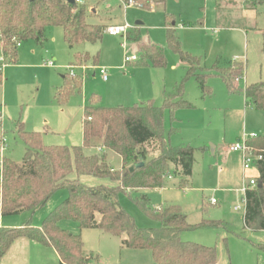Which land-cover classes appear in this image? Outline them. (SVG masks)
<instances>
[{
  "label": "rangeland",
  "instance_id": "rangeland-1",
  "mask_svg": "<svg viewBox=\"0 0 264 264\" xmlns=\"http://www.w3.org/2000/svg\"><path fill=\"white\" fill-rule=\"evenodd\" d=\"M83 4L88 23L127 25V37L104 32L100 41L83 42L69 50L62 28L52 26L45 28L41 45L33 40L21 42L17 47V63L2 69L0 135L6 138L7 144L2 156L21 163L25 144L19 127L40 133L45 146H82L83 106L92 94L98 96V104L105 107L132 106L148 100L162 105L165 97L181 85L180 98L191 107H178L173 112L165 109L163 126L170 145L189 144L195 148L188 187L180 188V177L170 173L162 188L137 193L147 194L151 207L179 205L191 225L218 222L181 233L182 240L213 246L218 255L217 264H264V228L246 227L243 194L236 190L256 174L253 167L244 170L241 153L229 149L246 134L264 136V110L253 104L246 106L243 94L245 85L264 82V1L166 0L164 6L152 9L126 6L119 0H84ZM254 6L252 16L247 18L248 10ZM166 14L175 21L173 31L181 51L199 62L192 64L169 47L166 30L171 20L168 21ZM232 24L241 25L239 27L245 30L219 28ZM148 44L162 51L164 65L141 63L140 46ZM75 51L88 52L91 60L75 62ZM133 54L136 60H125ZM93 56H97L98 67L106 68V81L101 79L96 67L89 66ZM230 59L243 62L244 74L232 77V88L219 76H207L208 93L203 94L194 73H206L217 60L214 67L227 68ZM74 62L87 68L83 72L81 92L59 103L55 92L63 83L61 76L68 73L69 65ZM191 67L194 72L189 71ZM236 77H240L238 82L234 80ZM171 128L177 130L168 135ZM157 145V142L147 145L148 157L156 153ZM101 151L84 147L86 154ZM105 152L110 166L120 169L121 158L111 151ZM81 181L89 186L113 184L109 178L93 176L81 177ZM67 194L65 188L55 191L45 205L33 213L31 224L39 226ZM211 199L216 202L212 203ZM118 202L138 227L159 225V221L146 215L127 192L118 195ZM235 205H240V209H235ZM28 216L29 213L0 215V227H20ZM58 225L81 235L84 254L90 257L89 264H156L149 249L122 247L119 236L99 229H79L78 223L70 219H62Z\"/></svg>",
  "mask_w": 264,
  "mask_h": 264
},
{
  "label": "trees",
  "instance_id": "trees-1",
  "mask_svg": "<svg viewBox=\"0 0 264 264\" xmlns=\"http://www.w3.org/2000/svg\"><path fill=\"white\" fill-rule=\"evenodd\" d=\"M264 1V0H262ZM257 2V1H255ZM138 5L144 9L164 6L166 0H125V4ZM84 4L67 0H0V85L3 81L2 67L15 64L18 58L17 42L33 40L41 45L46 27L62 28L63 40L69 49L83 43H95L102 39L107 26L86 21ZM169 22L166 39L169 47L192 64L198 60L180 49L174 34V20L166 14ZM141 63L155 66L165 64L162 51L155 45H141ZM75 60L87 61L88 53H75ZM96 64L97 56L92 58ZM199 62V61H198ZM190 68V72H194ZM244 64L231 61L224 69L210 67L206 73L195 74L202 93H208L207 76L221 77L232 88L231 79L244 74ZM189 73V72H188ZM63 83L57 88L55 98L64 103L81 92L82 78L64 74ZM181 85L165 97L162 105L152 100L132 106L105 107L98 104V96L92 94L83 107L82 146L41 143L38 132H28L19 127L25 150L20 164L3 157L0 177V214L2 216L29 213L26 221L17 228L0 227V260L17 238L24 237L53 247L60 264H89L84 254L80 234L61 229L58 222L70 219L79 229H99L121 237V246L131 249H149L156 264H216L217 252L206 246L181 239V233L194 227L215 225L214 221H202L191 225L179 205H148V196L138 191L160 188L166 177L173 173L180 177L179 187H188L192 174L195 148L189 144L170 145L164 131V110L173 112L178 107H191L181 99ZM245 105L264 110V82L243 88ZM173 119V117H172ZM176 128H171L175 132ZM157 142L155 157L147 158V145ZM248 145L256 153H262L255 167L256 185L245 192L243 218L246 227L264 228V136L249 140ZM101 147V152L86 154L84 147ZM105 151L117 154L122 160L120 169H114L107 161ZM128 163L129 166H126ZM132 168V170L130 169ZM109 178L113 184L89 186L81 177ZM67 189V196L43 219L39 226L31 224L33 213L42 208L58 189ZM127 192L149 217L159 221L154 228L138 227L133 217L118 202V195Z\"/></svg>",
  "mask_w": 264,
  "mask_h": 264
},
{
  "label": "crops",
  "instance_id": "crops-1",
  "mask_svg": "<svg viewBox=\"0 0 264 264\" xmlns=\"http://www.w3.org/2000/svg\"><path fill=\"white\" fill-rule=\"evenodd\" d=\"M120 1V0H119ZM256 6V5H255ZM255 6L252 8V9H249L248 11V14H247V18H250L253 14L252 10L255 8ZM91 10L94 11V8H92ZM95 12V11H94ZM137 25H139L140 23H136ZM106 26H110V25H106ZM175 26V21H174V25L172 27ZM241 25H236V24H232V25H226V26H222V27H219V28H225V29H241V30H245L241 27H239ZM180 28L182 26H179ZM174 29V28H173ZM113 36V35H111ZM117 36V35H115ZM131 38V36H129ZM21 44V43H20ZM66 44V43H65ZM148 45H151V44H148ZM20 46V45H19ZM68 47V46H67ZM71 50V49H69ZM75 53H88L86 51H75L73 53V57H74V54ZM89 54V53H88ZM89 57H91L89 55ZM94 57V56H93ZM92 57V58H93ZM18 60V58H17ZM88 60H91V58H89ZM87 60V61H88ZM74 61H78V60H75L74 58ZM85 61V62H87ZM218 61V60H217ZM215 62L212 66L216 65V63L218 62ZM232 61V59L228 60L227 61V64L229 65V63ZM74 63H71L69 65V67H73V71H74V75H78L80 74V77L83 79V76H84V70L87 69L86 67H84L83 65H80V66H77L76 64ZM80 62V61H79ZM84 62V61H83ZM17 63V62H16ZM15 63V64H16ZM7 65H11V64H5L3 65L2 69L4 67H6ZM48 65H51L50 62H48ZM83 66V67H82ZM89 66H92V67H96L97 70H98V66L96 64H94L92 62V65H89ZM211 66V67H212ZM88 67V66H87ZM69 69V68H68ZM78 70L77 72L75 70ZM3 71V70H2ZM99 71V70H98ZM78 73V74H77ZM66 74V73H65ZM69 71H68V73ZM100 74V73H99ZM63 77V75L61 76ZM102 79V78H101ZM103 80V79H102ZM103 81H106V80H103ZM246 86V85H245ZM85 106V105H84ZM83 106V107H84ZM83 119V117H82ZM81 127H82V121H81ZM3 137V135H0V138ZM97 149H101V147H96ZM156 153H154L152 156L148 157L149 153L147 154V158H152V157H155L157 154H158V151L157 150H154ZM214 151V150H212ZM151 155V154H150ZM4 156H2L3 158ZM1 169V168H0ZM221 169V168H220ZM255 172V168H253ZM252 172V173H253ZM0 177H1V174H0ZM170 177V176H169ZM176 187H178L176 185ZM162 188V187H160ZM184 188H187V187H184ZM241 188V187H240ZM240 188H237L236 190L243 194L242 192H240L238 189ZM154 189H158V188H154ZM153 190V189H151ZM149 190V191H151ZM140 192V191H138ZM143 192V191H142ZM135 194H143V193H135ZM244 194L242 195V198H243ZM216 202V201H215ZM214 202V203H215ZM158 206H161V205H157L155 207H158ZM1 215V214H0ZM2 216V215H1ZM3 217V216H2ZM244 220V218H243ZM98 230V229H97ZM184 241H189V240H184ZM192 242H195V241H192ZM198 243V242H197ZM201 244V243H199ZM202 245H205V244H202ZM83 246H84V242H83ZM206 246H210V245H206ZM16 247V248H14ZM14 249V250H13ZM53 259H54V262H53ZM4 261H7L5 262L6 264H60L59 262V257H58V254L56 252V250L53 248V247H50V246H46V245H43V244H40L34 240H31V239H28V238H24V237H20V238H17L13 241V243L10 245L9 249L7 250V252L4 254V256L1 258L0 260V264H2ZM217 262H218V255H217ZM217 264V263H216Z\"/></svg>",
  "mask_w": 264,
  "mask_h": 264
},
{
  "label": "built area",
  "instance_id": "built-area-1",
  "mask_svg": "<svg viewBox=\"0 0 264 264\" xmlns=\"http://www.w3.org/2000/svg\"><path fill=\"white\" fill-rule=\"evenodd\" d=\"M76 3L79 4H83L84 0H74ZM123 4H125V0H120ZM132 3H129L126 6L131 5ZM133 5V4H132ZM108 32L110 35H127V25H110L107 26L106 31ZM127 37V36H126ZM20 45V42H17V46ZM137 57L136 55H131V56H126L125 60L126 61H130V60H136ZM0 61H2V57L0 55ZM83 67V66H82ZM69 68V73L70 75H74V71H73V67H68ZM100 76L103 80H107L108 74H107V70L104 67H98ZM240 79V77H236L234 80L235 82H238ZM257 134L256 133H249L244 135L243 140H237V142L235 144H232L229 149L233 152H239L242 155V168L244 170H249L250 168H255L256 167V163L258 160L262 159V153H256L253 148L251 146L248 145V141L257 138ZM6 138L3 136L0 138V168L2 167V153L4 151V148L6 147ZM221 170V169H220ZM256 182L254 177L249 178L245 184L238 189L240 192H242L245 195L246 190L248 189H252L253 187H255ZM242 201L245 202V198L243 196ZM211 202L214 203L215 200L211 199ZM235 209H240V205H235L234 207Z\"/></svg>",
  "mask_w": 264,
  "mask_h": 264
},
{
  "label": "water",
  "instance_id": "water-1",
  "mask_svg": "<svg viewBox=\"0 0 264 264\" xmlns=\"http://www.w3.org/2000/svg\"><path fill=\"white\" fill-rule=\"evenodd\" d=\"M67 1L70 2V3H73L74 2V0H67ZM130 169L132 170V168H130Z\"/></svg>",
  "mask_w": 264,
  "mask_h": 264
}]
</instances>
